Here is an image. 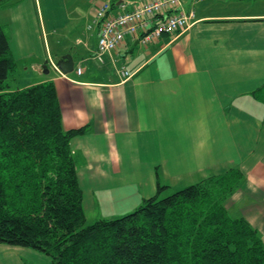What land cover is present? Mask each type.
I'll return each mask as SVG.
<instances>
[{"label":"crops","instance_id":"1","mask_svg":"<svg viewBox=\"0 0 264 264\" xmlns=\"http://www.w3.org/2000/svg\"><path fill=\"white\" fill-rule=\"evenodd\" d=\"M102 1L0 0L11 52L33 78L24 86L53 80L63 127L85 129L70 139L85 215L114 218L157 182L178 189L235 167L242 178L225 205L264 239V1L192 0L184 30L146 44L128 36L99 62ZM66 53L74 68L63 74L53 63Z\"/></svg>","mask_w":264,"mask_h":264},{"label":"trees","instance_id":"2","mask_svg":"<svg viewBox=\"0 0 264 264\" xmlns=\"http://www.w3.org/2000/svg\"><path fill=\"white\" fill-rule=\"evenodd\" d=\"M15 68L0 23V243L48 264H264V239L225 205L242 178L235 167L178 189L157 182L134 209L88 222L70 148L85 129L63 127L53 80L11 88Z\"/></svg>","mask_w":264,"mask_h":264},{"label":"built area","instance_id":"3","mask_svg":"<svg viewBox=\"0 0 264 264\" xmlns=\"http://www.w3.org/2000/svg\"><path fill=\"white\" fill-rule=\"evenodd\" d=\"M111 4V0H103L95 10L99 31L94 57L99 62L128 36L146 44L162 34L184 30L194 15L183 7V0H121L115 12L111 11ZM53 66L57 68L55 63ZM75 71L80 73L81 66H76ZM118 72L123 79L131 75L124 66Z\"/></svg>","mask_w":264,"mask_h":264},{"label":"rangeland","instance_id":"4","mask_svg":"<svg viewBox=\"0 0 264 264\" xmlns=\"http://www.w3.org/2000/svg\"><path fill=\"white\" fill-rule=\"evenodd\" d=\"M254 1L255 0H252V3ZM261 1H264V0H261ZM247 2H249V1H247ZM228 5H231V4H227V3L221 4V5L215 4V5H212L208 8H211V9L217 8L219 10H223V9H226L228 7ZM252 6L255 7L256 5L253 3ZM198 8L201 10V8H205V7H202V5H201ZM247 8H249V9L252 8V7H250V2H249V5ZM256 8H257V6H256ZM79 66H81V65H79ZM20 67H21V63L16 62L15 70L8 74V77L6 79V83L11 88L24 86L25 83L33 80V78L30 77V74L27 73L26 71L22 70V68H20ZM81 68H82V66H81ZM169 190H171V189H169ZM169 192H171V191H169ZM91 213L94 215L96 214V212H91ZM91 213L86 215V217H87L86 219L88 222H92L93 220H95V219H93L94 216ZM97 218L98 217H96V219ZM4 245H8V246L12 247V249L6 250V251H3L0 253V258L5 259V260H9V262L5 263V264H18V263H13L12 259L14 257H19V256H22V261L25 264H48V262H49L48 255H46L42 251H38L36 249H32L30 247L20 246V245H13V244H7V243H5ZM20 264H22V263H20Z\"/></svg>","mask_w":264,"mask_h":264},{"label":"water","instance_id":"5","mask_svg":"<svg viewBox=\"0 0 264 264\" xmlns=\"http://www.w3.org/2000/svg\"><path fill=\"white\" fill-rule=\"evenodd\" d=\"M191 1L192 0H184L182 4L183 7L187 8ZM55 64L63 74L71 72L74 68V61L69 53L62 55L59 59H57Z\"/></svg>","mask_w":264,"mask_h":264}]
</instances>
